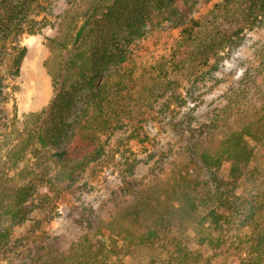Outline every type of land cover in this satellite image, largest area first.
<instances>
[{
  "label": "rangeland",
  "instance_id": "374dc122",
  "mask_svg": "<svg viewBox=\"0 0 264 264\" xmlns=\"http://www.w3.org/2000/svg\"><path fill=\"white\" fill-rule=\"evenodd\" d=\"M84 1L40 0V12L30 16L36 26L26 25L23 33L15 25L0 27V166L9 137L15 139L25 127H33L34 114L53 99L50 68L57 71L60 60L49 39L69 30L65 14ZM190 1L195 25L166 22L130 46L131 58L120 72L125 84L116 102L105 101L100 121L108 122L96 125L95 131L86 127L83 142L69 141L78 160L72 176L71 164L59 163L53 154L59 148L51 145L36 144L16 169L9 170L16 186L26 189L27 201L24 213L5 214L0 220V264H42L39 253L66 252L87 237L104 245L106 264H162L177 240L190 239L191 248L192 242L198 247L197 219L209 208L232 221L225 233L230 248L215 264H236L246 256L251 225L264 231V147L251 141L255 156L238 181L229 176L228 163L213 173L194 147L211 133H220L216 125L242 123L264 99V9L258 20L248 21V0ZM22 48L26 52L16 75L12 63ZM109 76L113 84L117 79ZM72 83L69 78L68 86ZM88 93L85 87L75 94V109L88 103ZM74 108L66 117L68 130L78 122ZM86 133L91 139L85 140ZM158 183L168 188L167 203L173 189H185L200 206L196 216L162 228L166 245L129 244L117 234H97L101 220H114ZM164 201L152 202L154 217Z\"/></svg>",
  "mask_w": 264,
  "mask_h": 264
},
{
  "label": "trees",
  "instance_id": "16d2710c",
  "mask_svg": "<svg viewBox=\"0 0 264 264\" xmlns=\"http://www.w3.org/2000/svg\"><path fill=\"white\" fill-rule=\"evenodd\" d=\"M210 1L212 0H205ZM249 1V9L252 11H249L246 20H258L261 16L260 10L264 9V0ZM193 4L192 1V9L190 0H86L76 7L72 5L63 18L69 23V30L67 28L60 38L49 39V47L60 60L57 71L50 68L54 97L47 108L34 114L33 127H25L15 139L7 135L9 147L0 166V220L5 214L17 216L26 210L23 207L27 201L26 189L16 186L9 170L16 169L33 152L36 144L45 148L51 145L59 148L53 153L59 163L71 164L69 174L72 176L78 168V160L76 154L71 152V145L68 146L69 141L71 138H80L79 141L83 142L81 135H85L86 127L88 131H95L96 125L108 122V118L100 121L105 113V101L109 105L116 102L118 89L125 84V78L122 79L120 72L131 58L130 46L166 22L177 27L191 23L195 25L197 19L194 15L191 17ZM41 8L40 0H0V27L9 29L15 25L16 30L23 33L26 25H37L30 16L32 11L38 13ZM33 22L34 25L31 24ZM25 52L26 48H22L13 59L12 68H15L16 75ZM111 73L117 79L113 84L108 80ZM69 78L73 81L71 86H68ZM99 80H102L101 83L94 89ZM85 87L89 88L86 96L88 103L83 108L75 109V94ZM73 108L78 122L74 125L75 129L68 130L66 117ZM84 118L87 121L83 126L81 124ZM227 125H216L215 129H221L220 133H211L206 142H201L194 149L198 150L200 161L213 173H218L222 165L228 163L229 176L232 181H238L246 174L255 156L251 141L264 147V99L256 113L247 115L242 123L235 127ZM75 130H78L76 134ZM87 136L91 139L86 133L85 140L88 139ZM67 170L64 169L66 174ZM212 176L215 177L213 174ZM185 187L189 189L188 186ZM152 188V192L142 194L140 199L124 213L118 214L114 220H101L97 226V234H117L129 244L166 245L168 238L161 235L162 228L170 226L171 221L192 218L198 214L200 206L189 190L173 189L167 203L165 194L168 193V188L159 183ZM163 197L165 201L161 206L162 210L154 211L157 214L154 217L151 211L152 202L160 204ZM175 200L178 205L174 203ZM257 208L253 207L250 212L255 213L253 210ZM231 222L218 209H207L205 215L197 219L196 223L198 247L195 249L192 242L191 248L190 239L177 240L168 261L165 259L162 264H215L214 260L230 248L225 233ZM3 241L1 233L0 250ZM173 242L169 240L168 244ZM96 243L97 239L87 237L83 243H78L66 252H57L53 256L42 252L38 256L42 264H106L104 245L101 241H98V246ZM245 246L246 256L236 264H264V231L258 224L251 225Z\"/></svg>",
  "mask_w": 264,
  "mask_h": 264
}]
</instances>
